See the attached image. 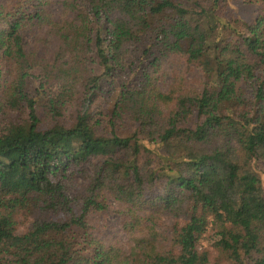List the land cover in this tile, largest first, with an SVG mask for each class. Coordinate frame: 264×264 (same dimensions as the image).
<instances>
[{
	"label": "trees",
	"instance_id": "16d2710c",
	"mask_svg": "<svg viewBox=\"0 0 264 264\" xmlns=\"http://www.w3.org/2000/svg\"><path fill=\"white\" fill-rule=\"evenodd\" d=\"M228 1L0 0V264H264V0ZM144 36L141 81L111 82ZM172 56L200 87L161 90ZM111 201L123 241L93 230Z\"/></svg>",
	"mask_w": 264,
	"mask_h": 264
},
{
	"label": "rangeland",
	"instance_id": "374dc122",
	"mask_svg": "<svg viewBox=\"0 0 264 264\" xmlns=\"http://www.w3.org/2000/svg\"><path fill=\"white\" fill-rule=\"evenodd\" d=\"M57 10V6L54 8ZM259 10V6L255 3H245L242 0H229L224 10L222 11V15L226 18L234 16L243 20L252 19ZM153 38L151 36H144L143 39L136 44L134 49H132V53L124 55L123 62L120 65V69L114 72V77L111 80L115 83L119 84L120 81H126L131 87L137 85L142 79V71L144 66L147 64V56L142 53V49L145 46H152ZM32 42V35L27 33L24 37L25 47L29 48ZM154 49V47L152 48ZM151 49V50H152ZM152 53H156L155 50H152ZM141 61H145L144 66L142 67ZM163 75L159 76V86L161 90H166L172 81L182 82L183 86L189 88H195L201 86L202 76L193 63H187L184 59L177 56H172L168 58L166 62L163 63ZM109 80V79H108ZM116 80V81H115ZM40 81V69L34 68L30 71V74L27 76L25 81V90L33 94L38 88ZM119 86V85H118ZM111 91V85L106 84L103 88V95L100 96V101L104 102L103 105L110 106L113 103L114 94L112 93L109 97V92ZM264 179V174L262 175ZM82 182L81 179H76V183L80 184ZM116 206L114 202H110V208L101 212H93L90 214L91 223L93 225L94 232L101 236L103 239H114L118 238L121 241L125 238V234L121 229V218L115 210ZM35 213V212H34ZM29 214L24 219L20 218V223L16 225V231L13 233L14 238L12 240H3L2 244L5 247L20 245L21 241L18 235L22 234L29 230L31 225L34 223L38 228H42L43 225L39 220H37L40 214ZM40 218H45L40 216ZM170 218H166V222H170ZM35 229V230H36ZM18 234V235H17Z\"/></svg>",
	"mask_w": 264,
	"mask_h": 264
}]
</instances>
